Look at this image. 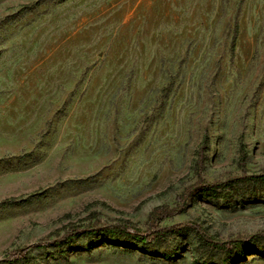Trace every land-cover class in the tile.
<instances>
[{
	"label": "rangeland",
	"instance_id": "1",
	"mask_svg": "<svg viewBox=\"0 0 264 264\" xmlns=\"http://www.w3.org/2000/svg\"><path fill=\"white\" fill-rule=\"evenodd\" d=\"M203 143L208 181L240 175V152L264 172V0H0V264H198L192 232L166 260L99 238L2 259L71 223L142 226L195 181ZM186 221L217 240L264 231V184L161 225ZM251 249L233 264H264V240Z\"/></svg>",
	"mask_w": 264,
	"mask_h": 264
},
{
	"label": "trees",
	"instance_id": "2",
	"mask_svg": "<svg viewBox=\"0 0 264 264\" xmlns=\"http://www.w3.org/2000/svg\"><path fill=\"white\" fill-rule=\"evenodd\" d=\"M37 4V2L30 3L27 7L36 6ZM236 34L237 25L234 27L231 50L235 46ZM205 151V143L196 151V159L193 166L195 181L176 196L173 206L162 205L153 208L142 226H138L131 221H94L86 225L71 223L31 245L13 250L2 260L8 263H16L25 259L30 250L45 249L47 247L61 248L72 240L82 238H99L102 241L109 242L111 245L121 246L129 252L136 250L142 254L166 260L177 255L176 249L166 247L168 240L171 237L183 236L187 232H192L195 235L198 244L206 252L207 257L199 261L198 264H210L211 257L216 255L219 256L217 264H233L244 260L252 252L251 248L253 245L259 240H264V231L243 237L236 236L226 240H217L208 235L200 225L192 221L161 225L162 221L182 213L190 202L201 196H216L217 190H224L242 182L264 184V172L247 174L244 171L245 154L243 152H240L239 155V166L242 169L240 175L227 177L224 180H206L203 177L206 161ZM9 202V200H5L2 204H8ZM92 244L94 245L95 243L90 245L93 246ZM59 252L61 254L65 253L62 249Z\"/></svg>",
	"mask_w": 264,
	"mask_h": 264
}]
</instances>
